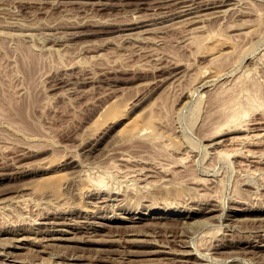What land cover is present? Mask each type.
<instances>
[{
	"label": "rangeland",
	"instance_id": "rangeland-1",
	"mask_svg": "<svg viewBox=\"0 0 264 264\" xmlns=\"http://www.w3.org/2000/svg\"><path fill=\"white\" fill-rule=\"evenodd\" d=\"M174 1L0 0V264H264V0H194L219 6L171 20L182 10ZM233 94L245 113V99L252 103L237 120L247 130L230 126L214 138L221 98ZM119 150L139 160L135 169L148 161L168 166V176L150 177L151 186L131 180ZM72 158L100 163L93 171L107 170L124 198L96 208L78 179L88 166H67ZM171 184L186 187L176 203ZM157 190L164 197L157 193L152 211L143 196ZM138 211L147 218L140 226L123 218Z\"/></svg>",
	"mask_w": 264,
	"mask_h": 264
},
{
	"label": "bare ground",
	"instance_id": "bare-ground-1",
	"mask_svg": "<svg viewBox=\"0 0 264 264\" xmlns=\"http://www.w3.org/2000/svg\"><path fill=\"white\" fill-rule=\"evenodd\" d=\"M197 1V0H196ZM196 1H194V0H177V1H174V3L176 2V4L175 5H177L178 4V6H176L177 8L178 7H181V9L182 10H178V11H176V16H173V18L171 19V20H173V19H175V18H181V17H184V16H188L189 14H194V12L196 13V8L198 7V10H200V9H204V10H206V9H211V8H217V6H219V5H217L216 3H213V2H209V3H207L206 1V3H202L203 4V6H201V8H200V6H199V4H197L198 2H196ZM161 2V1H160ZM166 2H167V0H166ZM201 2V1H200ZM227 3V2H226ZM225 3V4H226ZM162 4H164V3H162ZM182 4V5H181ZM201 4V3H200ZM164 5H166V4H164ZM168 5V4H167ZM166 5V6H167ZM181 5V6H180ZM224 5V4H223ZM165 6V7H166ZM227 6V5H226ZM159 7V6H158ZM183 7V8H182ZM168 8V7H167ZM171 8V7H170ZM162 9H163V7H162ZM169 10V9H168ZM172 10V9H171ZM217 10V9H216ZM219 10V9H218ZM166 11V10H165ZM172 11H174V10H172ZM164 12V11H163ZM169 12V11H168ZM178 12V13H177ZM219 13V11H215V13ZM223 12V11H222ZM224 12H225V10H224ZM170 13V12H169ZM208 13V12H207ZM211 13V12H210ZM157 14V13H156ZM161 14V13H160ZM200 14V13H199ZM162 15V14H161ZM165 15V14H164ZM166 15H167V13H166ZM169 15V14H168ZM173 15V14H172ZM201 15V14H200ZM206 15V14H205ZM212 15H214V14H212ZM204 16V15H203ZM218 16V15H217ZM208 17H211V15L210 16H208ZM219 17H220V15H219ZM218 18V17H217ZM208 19V18H207ZM210 19V18H209ZM184 20V19H183ZM196 20V19H195ZM195 20H193V22L195 21ZM185 21V20H184ZM187 21V20H186ZM198 21V20H197ZM189 22V21H188ZM191 23V22H190ZM195 23V22H194ZM247 75V74H246ZM249 75V74H248ZM248 77H250V76H247V78H246V80L248 79ZM253 77V76H252ZM243 79V78H242ZM251 79V77L248 79V81H253L252 79ZM228 80V79H227ZM234 80V79H233ZM237 80V79H236ZM236 80H234V82L236 81ZM243 82L245 81V79H243L242 80ZM241 81V85L243 84V82ZM254 81H256V80H254ZM254 81H253V83H254ZM237 82V81H236ZM235 82V83H236ZM247 82V81H246ZM245 83V82H244ZM233 84V83H232ZM251 84V83H250ZM255 84H256V82H255ZM258 84V83H257ZM256 84V85H257ZM230 85V84H229ZM236 85V84H235ZM240 85V86H241ZM244 85V84H243ZM242 85V86H243ZM247 85V84H246ZM252 85V84H251ZM254 85V87H253V91L255 90L256 92H258L259 93V91H257V90H259L260 88L259 87H257V86H259V85ZM248 86V85H247ZM246 86V87H247ZM250 86V85H249ZM248 86V87H249ZM257 87V89H256V87ZM231 87V86H230ZM234 87V86H233ZM247 87V89L249 90L250 88H248ZM238 88H239V86H238ZM242 88H245V86H243ZM255 88V89H254ZM225 89V88H224ZM240 89V88H239ZM246 89V88H245ZM230 88H229V92H230ZM242 91H244V93L245 94H248V92L251 94V92H250V90H252V88L248 91V90H244V89H241ZM236 91V90H235ZM241 91V92H242ZM248 91V92H247ZM225 92H226V90H225ZM224 92V93H225ZM227 93V94H231V92L230 93ZM241 92H239V94L241 93ZM247 92V93H246ZM225 93V94H226ZM234 94L236 93V92H233ZM253 94L255 93V92H252ZM233 94V96H236V95H238V92H237V94L236 95H234ZM245 94H243V96H244V98L241 100V101H243L244 99H245ZM256 95H257V93H255ZM255 94L254 95H249L248 94V96L249 97H251L250 98V100L248 99L249 97H247V99H245L246 100V102H248L249 104H250V106L247 104V106H249L250 108H251V105H252V103H253V105H252V108H258L260 105H258L257 103H256V105H258V107H255V103L254 102H256L257 101V99L256 98H258L259 99V95H257L258 97H256L255 99H256V101H252V99H254L253 97L255 96ZM242 95V94H241ZM264 95V94H260V97H262V96ZM239 96V95H238ZM231 97V96H230ZM228 97L227 99L226 98H221V104H222V108L220 107V105H219V107L221 108V112H219L218 114H221V118L219 117V122L216 124V126L214 125L213 126V128H214V130L215 131H213L212 132V134H214V138H216V137H218V136H220L222 133H223V131L222 130H224V128H226V127H228V129L230 130V126H232V127H234V130L235 131H243V130H247V126H246V124L245 123H247V122H245V119H243L242 118V121H237L238 119H240L241 117H243V113H245L246 112V108H242L241 109V102H238V100L239 99H241V98H237V96L236 97ZM264 98V97H263ZM263 98L261 99L262 100V102H259V100H258V103H261V105L263 104ZM238 99V100H237ZM254 99V100H255ZM244 100V101H245ZM247 100H249V101H251L252 103H250L249 101H247ZM1 102V101H0ZM2 103V102H1ZM3 104V103H2ZM2 104H0L2 107L4 106V104L2 105ZM244 104H245V102H244ZM0 106V107H1ZM263 107H264V104L262 105ZM1 107V108H2ZM4 108V107H3ZM3 108L1 109V110H3ZM219 108V109H220ZM250 108H248V109H250ZM244 109V110H243ZM248 109H247V113H245V115L247 114L248 115ZM1 110H0V112H1ZM251 110V109H250ZM262 114H264V113H262ZM244 115V116H245ZM218 116H220V115H218ZM246 117V116H245ZM248 118H249V116H248ZM6 120V119H5ZM221 120V121H220ZM6 121H8V120H6ZM247 121V120H246ZM249 121V120H248ZM260 121V120H259ZM240 122H245L244 124H245V128H243L242 126H244L242 123H240ZM253 123H255V122H253ZM259 123V122H258ZM249 124V123H248ZM23 128V127H22ZM251 128V127H250ZM263 128V127H262ZM232 129V128H231ZM209 132H211V131H209ZM248 132V131H247ZM253 132V131H252ZM158 134V133H157ZM254 135H255V131H254V133H253ZM261 134V133H260ZM260 134H258V135H260ZM251 135V134H250ZM257 135V134H256ZM261 135H263L264 136V132H262V134ZM1 136V135H0ZM210 136V135H209ZM262 136V137H263ZM212 137V136H211ZM235 137H237L238 138V136H236L235 135ZM254 137H256V136H254ZM259 139L261 138L260 136H257ZM205 138H206V136H205ZM213 138V137H212ZM240 139H242L241 137H239ZM244 138V141H246V140H249L250 138H251V136L249 137L247 134H245V136L243 137ZM208 139V138H207ZM222 139V138H221ZM225 139V138H224ZM230 139V138H229ZM263 139V138H262ZM3 140V137L2 138H0V141H2ZM4 140H6L5 139V137H4ZM3 140V141H4ZM212 140V139H211ZM214 140H216V139H213L212 140V145H217V144H219L220 143V141H214ZM220 140V139H219ZM231 140V139H230ZM7 141V140H6ZM5 141V142H6ZM243 141V140H242ZM250 141V140H249ZM4 142V144H2V143H0L1 144V146L2 145H6V143ZM96 143L95 144H92L91 146H92V148L94 149L97 145H99V140L98 141H95ZM153 141H150V145H152L151 143H152ZM224 142H225V140H224ZM253 142V141H252ZM256 142H259V141H256ZM116 143V142H115ZM248 143H251V142H248ZM247 143V144H248ZM110 144V143H109ZM108 144V145H109ZM154 144V143H153ZM197 144V143H196ZM202 144V143H201ZM210 144H211V142H210ZM209 144V145H210ZM252 144V143H251ZM115 146V144L113 143V144H111V146ZM119 145V144H118ZM164 145V144H163ZM166 145V144H165ZM208 145V146H209ZM221 145V144H220ZM250 145V144H249ZM254 145V144H253ZM106 146V145H105ZM196 146H198V145H196ZM218 146V145H217ZM110 147V146H109ZM192 147V146H191ZM195 147V146H194ZM244 147V146H243ZM4 148V147H3ZM92 148H90V149H92ZM97 149H98V146L96 147ZM107 148V147H106ZM161 148V147H160ZM215 148H216V146H215ZM245 148V147H244ZM90 149H89V151H90ZM96 149V150H97ZM104 149V148H103ZM163 148H161L160 150H162ZM167 149V148H166ZM194 149V148H193ZM192 149V150H193ZM111 150V149H110ZM163 150H165V149H163ZM189 150V149H188ZM1 151V150H0ZM93 152H95L94 150H92ZM147 151V150H146ZM166 151V150H165ZM212 151V150H211ZM138 152V151H137ZM162 152H164V151H162ZM210 152V151H209ZM216 152V151H215ZM238 152V151H237ZM110 154H108V155H111L112 154V152H109ZM115 153V152H114ZM118 153H119V156H118V158L116 159L117 160V162L119 163V165H121V167L122 166H124V167H127V169H128V171L125 169V171H127V174H128V176L131 174V176L130 177H132V178H130L131 180H133V179H135L134 181H142V182H146V184H150V183H153V182H150V177H153V176H156L157 178H159V179H163L164 177H166V176H168V172H167V170H169L168 169V166L166 167V165H162L161 167H160V169H158L157 168V166L155 167L154 165H151V164H149V162L148 161H145V159H144V164H145V167L147 168V170H145V169H143V170H141V169H135V167L136 166H139V165H135L134 163L135 162H138L139 160L134 156V155H130V153L128 154V152H125V151H120L119 150V152H117V155H118ZM146 153V152H145ZM169 153V152H168ZM228 153V152H227ZM248 153H249V151H248ZM252 153V152H251ZM137 154H139V153H137ZM143 154H144V152H143ZM191 154V153H190ZM253 154V153H252ZM97 155V154H96ZM148 155V154H147ZM169 155H171L170 153H169ZM169 155H167V156H169ZM214 155V154H213ZM238 155V154H237ZM246 155V154H245ZM251 155V154H250ZM90 156V155H89ZM137 157H138V155H136ZM189 156V155H188ZM191 156V155H190ZM217 156V155H216ZM218 156H220V154L218 155ZM105 157V156H104ZM140 157V156H139ZM138 157V158H139ZM180 157V156H179ZM182 157V156H181ZM186 157V156H185ZM252 157V156H251ZM262 157H264V154H262V156H261V158ZM97 158H100V157H97ZM143 158H144V156H143ZM146 158V157H145ZM151 158V157H150ZM176 158V157H175ZM233 158V157H232ZM257 158H259V156H257ZM261 158H260V160H261ZM96 159V158H95ZM139 159H141V158H139ZM159 159H161V158H159ZM168 159V158H167ZM179 159V158H178ZM180 159H182V158H180ZM180 159H179V163H182V160L180 161ZM187 159V158H186ZM188 159H189V157H188ZM172 160V159H171ZM184 160H185V158H184ZM183 160V161H184ZM250 160V159H249ZM253 160H255L254 158H253ZM263 160V159H262ZM76 161V159L75 158H72V160L71 161H69V162H66L65 164L67 165V166H71L72 167V165L74 166H81V167H83V166H88V169L89 170H85L84 169V172H83V174H82V176L80 177V175H79V177H78V179L79 178H82V177H84L85 176V179L87 180V183H88V185H89V188H88V190H86L84 193H85V195L88 197V198H91V199H95V201L93 200V202L94 203H92L93 205L95 204H97V203H102V202H104L106 205H108L107 204V201L108 200H116L117 198H119V196H123L122 194H124V192H123V190L124 189H122V186H121V184H118V185H115V184H112L111 183V181L110 180H112V179H110L109 177H111L112 175L109 173H107V170L106 171H99L98 170V172H101V173H98V172H95L96 170H94L93 171V168H97V166H95L97 163H95V162H88L87 163V165L86 164H83L82 162L80 163H76L75 162ZM103 161V160H102ZM112 160H110V162H111ZM114 161V160H113ZM152 161H155V160H152ZM252 161V160H251ZM250 161V162H251ZM259 161V160H258ZM84 162V161H83ZM134 162V163H133ZM151 162V161H150ZM166 162V161H165ZM169 162V161H168ZM245 162V161H244ZM252 162H254V161H252ZM264 162V161H263ZM112 163V162H111ZM134 164L133 165V167L131 166V167H128L130 164ZM139 163V162H138ZM152 163V162H151ZM154 163V162H153ZM172 163V162H171ZM171 163H168L169 165H171ZM255 163V162H254ZM259 163H260V161H259ZM98 164H100V163H98ZM109 164V163H108ZM114 164V163H113ZM112 164V165H113ZM116 164V163H115ZM161 164V163H160ZM167 164V163H166ZM183 164V163H182ZM186 165H188L187 163H185ZM208 164V163H207ZM118 165V164H117ZM116 165V166H117ZM158 165V164H157ZM177 165V164H176ZM190 165V164H189ZM67 166L65 167V168H67ZM104 166V165H103ZM115 166V167H116ZM141 166V165H140ZM143 166V165H142ZM142 166H141V168H142ZM175 166V165H174ZM240 166V165H239ZM80 167V168H81ZM110 166H106V168L108 169ZM112 167V166H111ZM114 167V168H115ZM187 167V166H186ZM205 167V166H204ZM244 167V166H243ZM83 168H85V167H83ZM99 168V167H98ZM130 168H134V169H130ZM137 168H139V167H137ZM190 168V167H189ZM208 168H210V167H208ZM257 168V167H256ZM262 168V167H261ZM76 169V168H75ZM104 169H105V167H104ZM113 169V168H112ZM118 169V168H117ZM184 169V168H183ZM83 170V169H82ZM174 170V169H173ZM247 170V169H246ZM258 170V169H257ZM260 170V169H259ZM263 170V169H262ZM110 171H111V169H110ZM121 171V170H120ZM165 171V172H164ZM174 171H176V170H174ZM174 171H172V172H174ZM115 172V171H114ZM122 172V171H121ZM124 172V171H123ZM122 172V173H123ZM177 172V171H176ZM184 172V171H183ZM252 172V171H251ZM260 172V171H259ZM76 173V172H75ZM116 174H117V171L115 172ZM214 173V172H213ZM104 174H106V175H104ZM110 175L109 177H108V175ZM174 174H175V172H174ZM173 174V175H174ZM178 174V173H177ZM181 174V173H180ZM180 174H179V176H180ZM194 174H195V172H194ZM114 175V174H113ZM123 175V174H122ZM125 175H126V173H125ZM125 175L123 176V178L125 177ZM176 175V174H175ZM182 175H184V174H182ZM262 175V174H261ZM264 175V174H263ZM178 176V175H177ZM219 176V175H218ZM121 177V176H120ZM149 178V183H147V181H148V179L146 180V178ZM172 177H174V176H172ZM176 177V176H175ZM193 177H195V175H193ZM264 177V176H263ZM109 178V180H107V179ZM112 178H114V176L112 177ZM118 178V177H117ZM128 178V177H127ZM154 178V177H153ZM181 176H180V180H181ZM187 178V177H186ZM186 178H183V179H186ZM190 178H191V176H190ZM213 178V177H212ZM67 179H74V177H71V178H67ZM156 179V178H155ZM169 179V178H168ZM176 180V182L178 181L179 182V179L178 178H175ZM82 180V179H81ZM86 180H84V181H86ZM124 180H127V179H124ZM152 180V179H151ZM188 180V179H187ZM190 180V179H189ZM205 180H207V179H205ZM221 180V179H220ZM79 181V180H78ZM115 181V180H114ZM128 181V180H127ZM130 181V180H129ZM153 181V180H152ZM164 181V180H163ZM173 181V180H172ZM244 181H246V180H244ZM73 182V181H72ZM77 182V181H76ZM81 182V181H80ZM144 182V183H145ZM161 182V181H160ZM186 182V181H185ZM184 182V183H185ZM210 182V181H209ZM248 182V181H247ZM70 183V182H69ZM69 183L66 185V187H64V188H67V186L69 187ZM79 183V182H78ZM122 183V182H121ZM126 182H124V184H125ZM128 183V182H127ZM135 183V185H136V182H134ZM164 183V182H163ZM166 183V182H165ZM164 183V184H165ZM172 183V182H171ZM175 183V182H174ZM190 183H192V184H196L198 187H199V185L200 184H203V186H204V179H201V178H196V179H194V180H192ZM72 184V183H71ZM77 184V183H76ZM81 184V183H80ZM145 184V185H146ZM154 184V183H153ZM173 184V183H172ZM170 185V186H173V185ZM207 184V183H206ZM78 185V184H77ZM122 185H123V183H122ZM129 185V184H128ZM132 185V186H131ZM131 185H129V186H125L126 188H134V186H133V184H131ZM158 185L159 184H157V187H158ZM177 185H179V183L177 184ZM195 185V186H196ZM144 186V185H143ZM149 186H151V185H149ZM159 186H162V185H159ZM164 186V185H163ZM166 186H169V185H166ZM176 186V185H175ZM180 186H182V182L180 183ZM180 186H177V187H174V190H176V192L178 191L177 190V188L178 189H180V190H183V189H181V187ZM188 186H189V184H188ZM193 186V185H192ZM194 186V187H195ZM203 186H201L200 185V187H203ZM207 186V185H206ZM212 186V185H211ZM215 186V185H214ZM70 187H71V185H70ZM144 187H148L147 185L146 186H144ZM155 187V186H154ZM180 187V188H179ZM183 187V186H182ZM199 187V189H201ZM160 188V187H159ZM172 188V187H171ZM170 188V189H171ZM190 188H191V186H190ZM205 188V187H204ZM252 188V187H251ZM69 188H67V190H68ZM77 189V188H76ZM138 189V188H137ZM146 189V188H145ZM152 189H155V188H152L151 187V190ZM162 189V188H161ZM160 189V190H161ZM168 189H169V187H167L166 189H164V190H167V191H165V192H169L170 193V191H168ZM169 189V190H170ZM185 189H186V187H185ZM184 189V190H185ZM195 188H193V190H194ZM208 189H209V186H208ZM136 190V189H135ZM139 190V189H138ZM143 190V189H142ZM163 189L161 190L162 192L164 191ZM172 190H173V188H172ZM180 190L177 192V193H179V194H177V193H175V192H173V194L175 193V194H177V196L176 197H174V195H172L173 197H174V199L173 200H175V203L177 202L176 200L178 199L177 197H181V193H180ZM192 190V189H191ZM244 190V189H243ZM247 190V189H246ZM127 191H130V190H127L126 189V194H127ZM134 191V190H133ZM140 191V190H139ZM161 191H158L157 190V192H152L151 193V195L150 196H148L149 195V193H147L146 195H144L143 197H145V196H147V197H150L151 198V205H148L147 206V208H151V210H152V208L153 207H155L156 206V203L158 202V198L160 197V196H162L163 194L162 193H160ZM211 191V190H210ZM245 191V190H244ZM75 192V191H74ZM81 192V191H80ZM135 192V191H134ZM145 192V191H144ZM149 192H151V191H149ZM201 192V191H200ZM248 192V191H247ZM72 193H73V190H72ZM140 193V192H139ZM142 193V192H141ZM146 193V192H145ZM160 193L161 195L159 196L158 194ZM164 193V192H163ZM167 193H165V200H163L162 199V201H167V199L168 198H170L169 196L172 194V193H170V195H166ZM198 193V192H197ZM196 193V194H197ZM211 193V192H210ZM76 194V193H75ZM74 194V195H75ZM137 194V193H136ZM207 194V193H206ZM81 195V194H80ZM179 195V196H178ZM183 195H184V193H183ZM132 196H136V195H132ZM139 196V195H138ZM168 196V197H167ZM206 196V195H205ZM208 196V195H207ZM250 196V195H249ZM253 196H255V195H253ZM69 197V196H68ZM75 197V196H74ZM126 197H128V196H126ZM146 197V198H147ZM162 197H164V196H162ZM161 197V198H162ZM172 197V198H173ZM183 197V196H182ZM199 197V196H198ZM210 197H211V195H210ZM251 197V196H250ZM65 198H67V197H65ZM70 198V197H69ZM123 198H124V196H123ZM134 198V197H133ZM142 198V197H141ZM176 198V199H175ZM145 199V198H144ZM194 199V198H193ZM23 200V199H22ZM138 200H139V198H138ZM148 200V199H147ZM160 201H161V199H159ZM171 200V199H170ZM237 200V199H236ZM245 200V199H244ZM26 201V200H25ZM89 201V200H88ZM117 201V200H116ZM134 201V200H133ZM135 201H136V199H135ZM168 201H169V199H168ZM195 201H196V199H195ZM214 201V200H213ZM18 202V201H17ZM45 202V201H44ZM71 202V201H70ZM86 202V201H85ZM143 202V201H142ZM181 202V201H180ZM180 202H178V203H180ZM216 202V201H215ZM262 202V201H261ZM27 203V202H26ZM103 203V204H104ZM173 203H174V201H173ZM217 203V202H216ZM251 203V202H250ZM249 203V204H250ZM58 204V203H57ZM56 204V205H57ZM64 204V203H63ZM67 204V203H66ZM70 204V203H69ZM182 204V203H181ZM248 204V203H247ZM257 204V203H256ZM94 205V206H95ZM98 205V204H97ZM134 205V204H133ZM136 205H137V203H136ZM143 205H144V203H143ZM147 205V204H146ZM179 205V204H178ZM239 205V204H238ZM24 206V205H23ZM61 206V205H60ZM70 206V205H69ZM93 206V207H94ZM99 206H101L100 204H99ZM104 206V205H103ZM116 206V205H115ZM138 206V208L140 207L139 205H137ZM145 206V205H144ZM214 206V205H213ZM212 206V207H213ZM1 207H3V206H1ZM66 207H68V206H66ZM96 207V206H95ZM46 208V207H45ZM44 208V209H45ZM97 208V207H96ZM105 208V207H104ZM156 208V207H155ZM216 207H214V209H215ZM219 208V207H218ZM59 209V208H58ZM94 209V208H93ZM99 209V208H98ZM97 209V210H98ZM170 209V208H169ZM197 209H198V207H197ZM203 209V208H202ZM62 210V209H61ZM101 210V209H100ZM130 210V209H129ZM165 210H167L166 208H165ZM171 210V209H170ZM209 210H212V209H209ZM71 211V210H70ZM74 211V210H73ZM78 211V210H77ZM113 211V210H112ZM153 211V210H152ZM162 211V210H161ZM248 211V210H247ZM95 212V211H94ZM167 212V211H166ZM204 212V211H203ZM210 212V211H209ZM223 212V211H222ZM237 212V211H236ZM43 213V212H42ZM55 213V212H54ZM70 213V212H69ZM138 213H139V211H138ZM254 213V212H253ZM39 214V213H38ZM48 214V213H47ZM60 214V213H59ZM80 214V213H79ZM94 214V213H93ZM121 214V213H120ZM221 214V213H220ZM82 215V214H81ZM87 215V214H86ZM98 215V214H97ZM48 216V215H47ZM54 216H56L55 214H54ZM77 216V215H76ZM126 216V215H125ZM37 217V216H36ZM67 217V216H66ZM65 217V218H66ZM83 217V216H82ZM86 217V216H85ZM89 217V216H88ZM91 217H93V216H91ZM163 218L164 216H155V215H153V216H149V218ZM166 217V216H165ZM184 217V216H183ZM200 217V216H199ZM39 218V217H38ZM43 218H50V217H43ZM56 218H58V219H61V218H64V217H60V216H57ZM55 218V219H56ZM74 218V217H73ZM87 218V217H86ZM123 218H125V219H127V220H129L130 222H132V225H139L140 226V222H142V221H144L145 219H147L146 218V214L144 213V212H141V213H139V215L138 216H136V215H134V216H131V217H123ZM91 219V218H90ZM196 219V218H195ZM203 219H205V218H203ZM234 219V218H233ZM258 219V218H257ZM257 219H256V221H257ZM21 220H22V218H21ZM76 221V220H78V219H73V221ZM82 220V219H81ZM194 220V219H193ZM193 220H192V222H193ZM59 221V220H58ZM57 221V222H58ZM61 221H63L62 219H61ZM79 221V220H78ZM85 221V218H84V220H83V222ZM87 221H89V220H87ZM158 221L159 220H157V222L156 221H154V223L156 222V223H158ZM190 221V220H189ZM188 221V222H189ZM48 222H51V221H44V222H42V223H48ZM52 222L54 223V218H53V220H52ZM56 222V223H57ZM66 222V221H65ZM77 222V221H76ZM80 222V221H79ZM178 222V221H177ZM184 222H185V220H184ZM28 223V222H27ZM39 223V222H38ZM61 222H58V224H60ZM68 223V222H67ZM70 223V222H69ZM73 223V222H72ZM75 223V222H74ZM153 223V221L151 222H146V225H148V227L147 228H149V225L150 226H152L153 228L154 227H156V225L157 224H154ZM199 223V222H198ZM197 223V224H198ZM203 223H204V225H205V222H202V224H201V226L203 225ZM210 223V222H209ZM223 223V222H222ZM10 224V223H9ZM93 224V223H92ZM165 224V223H164ZM163 223L161 224H158V225H163L162 227H165L166 226V224L164 225ZM182 224V223H181ZM188 224V223H187ZM187 224L185 225V226H187ZM191 224H193V223H191ZM195 224V223H194ZM207 224V223H206ZM228 224V223H227ZM12 225V224H11ZM10 225V226H11ZM62 225V224H61ZM67 225V224H66ZM72 225V224H71ZM77 225V224H76ZM79 225V224H78ZM103 225V224H102ZM132 225H129V226H132ZM169 225V224H168ZM56 226V225H55ZM80 226V225H79ZM144 226H145V224H144ZM177 226V225H176ZM200 226V227H201ZM208 226V225H207ZM206 226V227H207ZM219 226V225H218ZM5 227V226H4ZM73 227V226H72ZM133 228H135L134 226H132ZM195 227V226H194ZM235 227V226H234ZM79 228V227H78ZM151 228V227H150ZM157 228V227H156ZM166 228V227H165ZM169 228V227H168ZM189 228V227H188ZM193 227H191V229H192ZM197 228V227H196ZM221 228V227H220ZM16 230H17V228H15ZM31 229V228H30ZM80 229V228H79ZM78 229V230H79ZM141 229V228H140ZM155 229V228H154ZM180 229H182V228H180ZM185 229V228H184ZM190 229V228H189ZM199 229V228H198ZM263 229V228H262ZM196 230V229H195ZM202 230V229H201ZM219 230V229H218ZM255 230V229H254ZM67 231V230H66ZM87 231V230H86ZM142 231V230H141ZM158 231V230H157ZM181 231V230H180ZM262 231H264V230H262ZM21 232V231H20ZM166 232V231H165ZM184 232V231H183ZM201 232V231H200ZM203 232V231H202ZM209 232V231H208ZM13 233V232H12ZM17 233V236L15 237V241H22L23 239H25L24 238V236L23 237H20L21 235H19L20 233L19 232H16ZM40 233V232H39ZM41 233H42V231H41ZM155 233V232H154ZM157 233V232H156ZM196 233H197V231H196ZM204 233H206V231L205 232H203V234ZM219 233H221L220 231H219ZM218 233V234H219ZM174 234V233H173ZM183 234V233H182ZM187 234V233H186ZM207 234V233H206ZM217 234V233H216ZM217 234V235H218ZM175 235V234H174ZM190 235V234H189ZM185 236V235H184ZM195 236V235H194ZM46 237V236H45ZM44 237V235H43V238L44 239H47V238H45ZM48 237V236H47ZM193 237V236H192ZM202 237H203V235H202ZM207 237H210V236H207ZM56 238V237H55ZM200 238V237H199ZM43 240L42 238H39V240ZM72 239V238H71ZM201 239V238H200ZM193 240V239H192ZM92 241V240H91ZM94 241V240H93ZM185 241H187V240H185ZM23 242V241H22ZM40 242V241H39ZM41 242H43V241H41ZM113 242V241H112ZM37 243H38V240H37ZM187 243V242H186ZM7 244V243H6ZM14 244V243H13ZM188 244V243H187ZM5 245V244H4ZM16 245V244H15ZM40 245V244H39ZM49 245V244H48ZM41 246V245H40ZM15 247H18V246H15ZM41 250V249H40ZM37 251V250H36ZM39 251V250H38ZM200 251V250H199ZM208 251V250H207ZM190 252V251H189ZM188 252V253H189ZM195 252V251H194ZM5 253V252H4ZM200 253V252H199ZM74 254V253H73ZM211 254V253H210ZM9 255V254H8ZM54 255V254H53ZM56 255V254H55ZM76 255V254H75ZM182 255H185V254H182ZM197 255V254H196ZM204 255V254H203ZM62 256V255H61ZM66 256V255H65ZM198 257V256H197ZM200 257V256H199ZM78 258V257H77ZM108 258V257H107ZM217 258V257H216ZM104 259V258H103ZM109 259V258H108ZM208 259V258H207ZM123 260V259H122ZM187 260V259H186ZM28 262V261H27ZM41 262H43V261H41ZM49 263H50V261H49ZM59 263V262H58ZM4 264V263H3ZM34 264V263H33ZM40 264V263H39ZM42 264V263H41ZM65 264V263H64ZM69 264V263H68Z\"/></svg>",
	"mask_w": 264,
	"mask_h": 264
}]
</instances>
